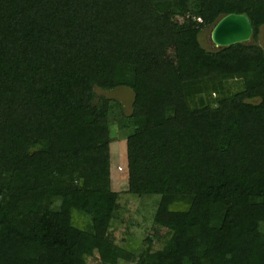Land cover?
Instances as JSON below:
<instances>
[{"label":"trees","instance_id":"trees-1","mask_svg":"<svg viewBox=\"0 0 264 264\" xmlns=\"http://www.w3.org/2000/svg\"><path fill=\"white\" fill-rule=\"evenodd\" d=\"M231 13L251 42L203 48ZM262 26L264 0H0V264H264ZM117 87L133 94L125 192L159 202L156 235L114 243L95 89Z\"/></svg>","mask_w":264,"mask_h":264},{"label":"rangeland","instance_id":"rangeland-1","mask_svg":"<svg viewBox=\"0 0 264 264\" xmlns=\"http://www.w3.org/2000/svg\"><path fill=\"white\" fill-rule=\"evenodd\" d=\"M180 24L183 18H177ZM199 42L203 48L214 50L210 40V28H205L199 34ZM251 42V41H250ZM258 44L264 51V26L260 28L258 36ZM97 96H103L111 101V109L109 114L110 124V149H111V166L110 174L112 186L115 191L121 195L120 209L116 213L115 219L111 224L108 240L117 243L122 238L128 236L134 237L135 240H143L146 235H156L154 231L153 219L159 202V196H143L141 198L130 197L126 194L127 189V171H126V142L125 139L133 132L132 122L129 118L131 113V103L133 99L132 92L125 87H117L109 91H101L95 89ZM121 168L119 171L118 169ZM49 198L45 201L46 207H51ZM128 229L125 225L128 224ZM162 238H166V233L162 232ZM145 243H140L138 249H142ZM161 243H156L154 248H161ZM96 258V259H94ZM88 258L87 264H97V257ZM119 264H129L121 262Z\"/></svg>","mask_w":264,"mask_h":264},{"label":"water","instance_id":"water-1","mask_svg":"<svg viewBox=\"0 0 264 264\" xmlns=\"http://www.w3.org/2000/svg\"><path fill=\"white\" fill-rule=\"evenodd\" d=\"M252 25L243 14H227L210 28V40L215 48L222 49L251 41Z\"/></svg>","mask_w":264,"mask_h":264},{"label":"built area","instance_id":"built-area-1","mask_svg":"<svg viewBox=\"0 0 264 264\" xmlns=\"http://www.w3.org/2000/svg\"><path fill=\"white\" fill-rule=\"evenodd\" d=\"M119 171L121 170V168L118 169Z\"/></svg>","mask_w":264,"mask_h":264}]
</instances>
